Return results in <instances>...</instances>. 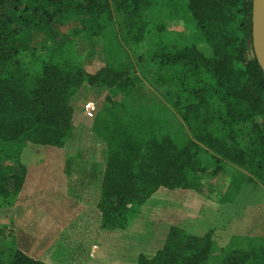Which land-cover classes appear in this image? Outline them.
<instances>
[{
  "label": "trees",
  "instance_id": "obj_1",
  "mask_svg": "<svg viewBox=\"0 0 264 264\" xmlns=\"http://www.w3.org/2000/svg\"><path fill=\"white\" fill-rule=\"evenodd\" d=\"M253 1L165 0L159 10L161 0H0V209L23 186L26 145L61 147L72 136L85 85L111 92L90 123L108 146L99 203L105 228L128 227L161 187L198 190L203 174L232 165L264 185V72L253 49ZM178 12L187 39L162 14ZM67 15L92 34L110 28V50L121 44L133 63L88 71L77 39L61 33ZM12 160L17 171L4 165ZM202 215L172 226L155 255L141 254L137 264H264L262 246L215 254L216 236L234 225L217 230ZM5 236L0 264H46L17 247L13 230Z\"/></svg>",
  "mask_w": 264,
  "mask_h": 264
},
{
  "label": "rangeland",
  "instance_id": "obj_2",
  "mask_svg": "<svg viewBox=\"0 0 264 264\" xmlns=\"http://www.w3.org/2000/svg\"><path fill=\"white\" fill-rule=\"evenodd\" d=\"M161 1V3H157V6H161L158 8L159 10L165 8L166 5L165 0ZM162 14L164 18H167L168 28L183 33L187 39L189 31L185 25V15L178 12L168 18L166 13ZM59 26L64 36L77 39L83 65L88 71L94 72L110 64H125L129 61L133 63V59L121 44L117 43L118 46L112 44L110 50V39L111 42L114 39V34L110 28L104 33L92 34L80 29V27L78 28L77 20L68 15L59 20ZM36 38L38 41L40 34H36ZM160 92L157 91L155 94L161 100ZM110 93L108 89H102L98 92L89 85L83 86L75 100L79 114L78 122L89 121L92 124L94 121L84 117L83 104L86 100H95L99 111L106 106L105 98L110 96ZM88 133L85 131L79 137L85 139V135ZM47 147L30 143L26 145L21 157H23L24 166L27 170L30 166H37L42 163ZM4 165L14 171L18 170L17 164L13 160ZM228 201H231L228 204H233L234 208L225 207L224 203ZM222 208L228 216L236 215L237 220L233 218L231 225L235 224V228H239L237 229L238 232L242 235L246 234V236L253 235L255 239L252 242L250 239L246 241L242 236L230 240L231 236H226L223 232L216 236L215 240L218 245L215 254L220 252L217 250L220 248L264 247V185L250 173L232 165L225 172L216 176L209 173L203 174L202 184L198 190L180 187L174 189L159 188L142 204L139 215L130 222L128 227L110 230L112 232L109 235V249L107 253L104 249V254H108L110 264H137L141 254L149 258L155 255L158 249L163 246L172 226L180 225L187 217L194 219V221L203 219V213L207 215L205 217L208 220H212L213 212L218 213ZM12 222V205L1 208L0 236L2 238L10 234ZM11 239L12 235L11 237L8 235L9 242ZM3 246L5 247V244Z\"/></svg>",
  "mask_w": 264,
  "mask_h": 264
},
{
  "label": "crops",
  "instance_id": "obj_3",
  "mask_svg": "<svg viewBox=\"0 0 264 264\" xmlns=\"http://www.w3.org/2000/svg\"><path fill=\"white\" fill-rule=\"evenodd\" d=\"M87 123L78 122L63 146L46 148L42 163L26 171L12 204L17 247L46 264H110L104 249L107 253L112 231L103 226L99 208L108 146ZM85 131L89 133L81 139ZM228 203L231 201L225 207L234 208ZM235 217L225 214L223 208L213 212V227L224 230ZM232 225L233 229L224 232L230 240L255 239Z\"/></svg>",
  "mask_w": 264,
  "mask_h": 264
},
{
  "label": "water",
  "instance_id": "obj_4",
  "mask_svg": "<svg viewBox=\"0 0 264 264\" xmlns=\"http://www.w3.org/2000/svg\"><path fill=\"white\" fill-rule=\"evenodd\" d=\"M252 39L255 57L264 72V0L253 1Z\"/></svg>",
  "mask_w": 264,
  "mask_h": 264
},
{
  "label": "built area",
  "instance_id": "obj_5",
  "mask_svg": "<svg viewBox=\"0 0 264 264\" xmlns=\"http://www.w3.org/2000/svg\"><path fill=\"white\" fill-rule=\"evenodd\" d=\"M98 112V104L95 100L88 99L83 104V114L85 118L91 119Z\"/></svg>",
  "mask_w": 264,
  "mask_h": 264
}]
</instances>
